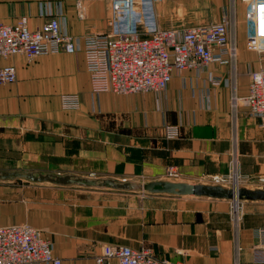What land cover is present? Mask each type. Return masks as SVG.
<instances>
[{"label":"crops","instance_id":"crops-1","mask_svg":"<svg viewBox=\"0 0 264 264\" xmlns=\"http://www.w3.org/2000/svg\"><path fill=\"white\" fill-rule=\"evenodd\" d=\"M170 1L153 0L157 21L166 30L216 23L226 11L220 8L218 21L197 15L208 22H171L167 17L174 6L188 0ZM41 3H50L72 36L111 32V0H0V23L24 16L34 30L49 19L40 14ZM238 20L244 33L242 39L237 23L234 76L236 93L244 97L249 74L264 67V56L245 45L243 10ZM4 65H13L17 78L0 85V171L94 173L148 182L162 180L175 167L184 182L197 183L202 176L224 174L236 156L237 175L248 181L264 177V132L245 104L232 116L229 65L174 72L165 90L128 95L93 93L81 52L32 61L19 55L0 58ZM210 74L222 83L212 84ZM66 94L77 95L78 108H61L59 96ZM165 124L178 126L179 137L167 139ZM248 181L241 187L254 188ZM147 199L96 188L0 180V225L36 228L50 240L61 264H96L105 244L149 248L157 258L183 264H233L235 254L239 264H263L255 262L254 252L264 248V201H241L235 230L232 201L157 194Z\"/></svg>","mask_w":264,"mask_h":264},{"label":"built area","instance_id":"built-area-1","mask_svg":"<svg viewBox=\"0 0 264 264\" xmlns=\"http://www.w3.org/2000/svg\"><path fill=\"white\" fill-rule=\"evenodd\" d=\"M134 2L111 0V7L115 12H128L133 9ZM237 2L244 5L246 47L264 55V0H232L231 7L225 13L227 15L219 22L180 29L156 28L146 36H139V33L132 30L72 36L63 30L50 3H41L39 12L49 19L34 30L29 28L27 17L24 16L11 24L0 23V58L19 55L32 61L50 54L81 52L92 92L117 95L160 92L166 89L174 72L199 71L211 64L229 65V105L232 116L240 104H245L249 114L259 120L264 132V67L250 72L248 92L244 97L236 93ZM16 78L13 65L0 66V85L13 83ZM209 81L214 85L222 83L220 77L212 74L209 75ZM61 101L66 108H77L79 104L75 95H63ZM166 133L169 139H174L178 136V127L168 126ZM172 175L176 176V173ZM232 175L233 182L223 176L212 177L208 181H211V185L223 187L230 183L232 187L239 186L236 170ZM259 181L257 188L264 189V178ZM239 203H234L231 208L235 230L240 218ZM94 259L96 264H183L157 258L147 248L133 249L114 244L103 245L100 254ZM254 260L264 264V248L255 250ZM61 263V259L53 253L50 240L39 230L28 224L0 225V264ZM233 264H239L238 254H235Z\"/></svg>","mask_w":264,"mask_h":264},{"label":"rangeland","instance_id":"rangeland-1","mask_svg":"<svg viewBox=\"0 0 264 264\" xmlns=\"http://www.w3.org/2000/svg\"><path fill=\"white\" fill-rule=\"evenodd\" d=\"M134 1H135L134 2V7H133V9L131 11H128V12H115L112 9L113 20L111 22V32L132 30L134 32L139 33L140 34L139 36H146L153 29L161 28L159 23H158V21H157L158 17H157V15H155L156 14V12H155V8L156 7H155V4H154L153 0H152V4L151 3L150 4L147 3L148 2L147 0H134ZM154 1H158V0H154ZM167 1L170 4L173 3V1H170V0H167ZM190 1H191V3L189 2V0L186 1L184 3L185 5L183 4L184 6H182V7H177L175 5L173 10L171 11V13L167 17V18H169V21H171V22L173 21V22H177V23H180L181 21L182 22L185 21V22L190 23V24L195 23L197 21L206 22L207 20L204 21V19L202 17H204L205 19H208V21H210V20L218 21L219 18H220V8L221 7L225 8L226 9L225 13H226L227 9L231 7V2H232V0H190ZM201 10L203 11L204 15L200 14ZM242 10L244 11V5L241 2H237L236 14H235V22H236V24L239 23L238 14ZM197 15L202 16V17H198ZM224 15H227V14H223L221 16V19H222V17ZM161 17L164 18V19H167L166 15H163ZM243 26L239 23V27L242 30V32H241L242 33V36H241L242 39H243V33H244ZM115 29H117V30H115ZM64 31L66 32V30H64ZM87 35H91V33L90 34H85L83 36H87ZM236 44H237V55H238V51H239L238 50L239 49L238 48V37H237ZM252 51L256 55L259 53V52L255 51V50H252ZM260 56H264V55L260 54ZM66 95H69V94H66ZM73 95H75V94H73ZM62 96L63 95L59 96V100H60L61 108L63 110L76 109V108H66V107H64L63 104H62V101H61ZM75 96H77V95H75ZM78 102H79V100H78ZM78 107H79V105H78ZM168 126H171V125H166L165 124L164 127H163L164 135H165V137L167 139H169L167 137V133H166ZM178 130H179V128H178ZM177 137H179V133H178ZM236 161H237L236 160V156H234L233 158H230L229 159V167H228L227 171L224 174L205 175V176H202L199 179H197V181H198L197 183L211 184V181H208V179L212 178V177H216V176H218V177L223 176L224 178H227L230 182H233V179H232L233 171L236 170V172H237V168H236V166H237L236 163L237 162ZM173 172L176 173V176L172 175ZM79 177L91 178V179H103L101 176H98V175H96L94 173H89V174H86L85 176H79ZM237 178H238L237 182H238V185L240 187L243 186L242 183H245V181H248V179H245V177H242L240 175ZM260 178H264V177L257 176V177H254V178H250L248 182L251 183V185L255 186L254 188H257L258 183H260V181H259ZM113 179L118 180V181L125 180V182H128V181H132V182H147V180H144V179L139 178V177L138 178H136V177H134V178L118 177V178H113ZM162 180L184 181V178H183V175L181 174V172L177 168L170 167V168H168L166 170ZM8 181H11V182H26L24 180H8ZM232 185L233 184L230 183V184H228L227 187L231 188ZM251 185H249L248 187H253ZM73 187L79 188L81 190L85 189L84 187H78V186H73ZM96 190L107 191V192H117V193L120 192V193H123V194H126V195H131L132 194V195L138 196L139 199H141L143 201L148 200L147 198L149 196H155V194H149V193L143 192V191H132V190L120 191V190H114V189H110V188H104V189L96 188ZM157 195H166V194H157ZM147 249H149V248H147Z\"/></svg>","mask_w":264,"mask_h":264},{"label":"water","instance_id":"water-1","mask_svg":"<svg viewBox=\"0 0 264 264\" xmlns=\"http://www.w3.org/2000/svg\"><path fill=\"white\" fill-rule=\"evenodd\" d=\"M0 180H24L31 183H50L60 186L85 188H110L120 191H143L149 194L173 196H198L225 199L238 203L241 201H264V189L234 186L189 183L184 181L157 180L148 182H122L113 178L91 179L71 174L34 173L29 171H0Z\"/></svg>","mask_w":264,"mask_h":264}]
</instances>
